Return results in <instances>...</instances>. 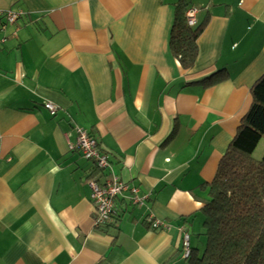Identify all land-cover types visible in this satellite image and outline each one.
Instances as JSON below:
<instances>
[{
    "label": "crops",
    "instance_id": "0c3cea01",
    "mask_svg": "<svg viewBox=\"0 0 264 264\" xmlns=\"http://www.w3.org/2000/svg\"><path fill=\"white\" fill-rule=\"evenodd\" d=\"M179 4L204 25L190 71L169 46ZM0 41V264H185L180 229L200 243L206 184L264 74V0H0ZM78 129L141 198L102 229Z\"/></svg>",
    "mask_w": 264,
    "mask_h": 264
},
{
    "label": "trees",
    "instance_id": "16d2710c",
    "mask_svg": "<svg viewBox=\"0 0 264 264\" xmlns=\"http://www.w3.org/2000/svg\"><path fill=\"white\" fill-rule=\"evenodd\" d=\"M186 10L183 4L175 9L169 46L181 69L190 71L204 25L188 27ZM250 95V109L206 184V199L199 210L203 249L200 253L189 245L185 264H264V156L253 157L264 138V74L252 85Z\"/></svg>",
    "mask_w": 264,
    "mask_h": 264
},
{
    "label": "built area",
    "instance_id": "2783aa9c",
    "mask_svg": "<svg viewBox=\"0 0 264 264\" xmlns=\"http://www.w3.org/2000/svg\"><path fill=\"white\" fill-rule=\"evenodd\" d=\"M196 9H189L185 13V21L188 27H194L196 24L195 15ZM6 24H13L17 15L6 13ZM3 42V41H0ZM45 109L51 116L57 112V108L49 103L44 104ZM76 142L70 150L78 151L81 156L94 164L97 172L102 174V180H94L89 178L87 186L90 190V202L93 206V223L95 229L104 228L111 220L117 210V199L125 192L131 194V202L135 205L141 203V198L137 196L136 188H129L125 185L120 178L114 173L108 157L99 152L95 140L84 130L78 129L76 131ZM151 227L153 230H167L168 226L152 222ZM183 237L182 259L189 255V240L188 235L183 229H180Z\"/></svg>",
    "mask_w": 264,
    "mask_h": 264
},
{
    "label": "rangeland",
    "instance_id": "374dc122",
    "mask_svg": "<svg viewBox=\"0 0 264 264\" xmlns=\"http://www.w3.org/2000/svg\"><path fill=\"white\" fill-rule=\"evenodd\" d=\"M262 158H263V157H262ZM262 158H261V159H262ZM261 159H260V160H261ZM200 224H201V222H200ZM192 239H194V241L196 242V241H197V240H196L197 238H196V237L194 238L193 236H191V237H190V243L193 244V245L195 246L196 249L200 250V253H201V250L203 249L204 238L200 237V239H199V240H200V243H199V241L195 243ZM184 262L186 263V260H185Z\"/></svg>",
    "mask_w": 264,
    "mask_h": 264
}]
</instances>
